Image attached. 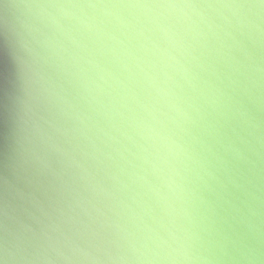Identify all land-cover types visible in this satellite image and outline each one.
<instances>
[{
  "label": "clouds",
  "instance_id": "9594fccd",
  "mask_svg": "<svg viewBox=\"0 0 264 264\" xmlns=\"http://www.w3.org/2000/svg\"><path fill=\"white\" fill-rule=\"evenodd\" d=\"M0 264H264V0H0Z\"/></svg>",
  "mask_w": 264,
  "mask_h": 264
}]
</instances>
